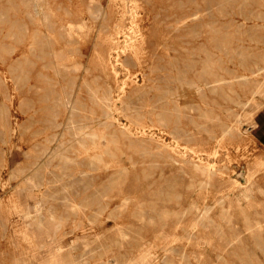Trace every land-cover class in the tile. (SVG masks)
I'll return each instance as SVG.
<instances>
[{
  "label": "rangeland",
  "instance_id": "obj_1",
  "mask_svg": "<svg viewBox=\"0 0 264 264\" xmlns=\"http://www.w3.org/2000/svg\"><path fill=\"white\" fill-rule=\"evenodd\" d=\"M0 264H264V0H0Z\"/></svg>",
  "mask_w": 264,
  "mask_h": 264
},
{
  "label": "bare ground",
  "instance_id": "obj_2",
  "mask_svg": "<svg viewBox=\"0 0 264 264\" xmlns=\"http://www.w3.org/2000/svg\"><path fill=\"white\" fill-rule=\"evenodd\" d=\"M124 16H125V15H124ZM131 20H132V19H131ZM117 21H118V20H117ZM111 47H112V46H111ZM131 50H132V52L136 53V49H134V47H132ZM130 52H131V51H130ZM122 53H123V54H126V53H127V50L124 49ZM123 54H122V55H123ZM120 56H121V54L117 52V53H116L117 61H120V59H119ZM121 57H122V56H121ZM120 63H121L122 66H124V64H123L122 62H120ZM94 64H95V63H94ZM125 70H126V69H125ZM204 162H205V161H204Z\"/></svg>",
  "mask_w": 264,
  "mask_h": 264
}]
</instances>
